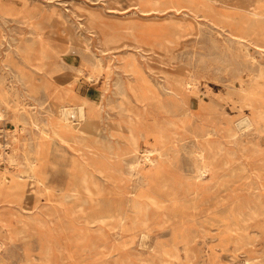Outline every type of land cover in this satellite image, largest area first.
<instances>
[{"label": "rangeland", "instance_id": "374dc122", "mask_svg": "<svg viewBox=\"0 0 264 264\" xmlns=\"http://www.w3.org/2000/svg\"><path fill=\"white\" fill-rule=\"evenodd\" d=\"M0 264H264V0H0Z\"/></svg>", "mask_w": 264, "mask_h": 264}, {"label": "bare ground", "instance_id": "6f19581e", "mask_svg": "<svg viewBox=\"0 0 264 264\" xmlns=\"http://www.w3.org/2000/svg\"><path fill=\"white\" fill-rule=\"evenodd\" d=\"M221 28V27H220ZM136 39V38H135ZM138 40V39H137ZM45 57V55H44ZM47 74V73H46ZM90 77V76H89ZM142 78V77H141ZM182 81V80H181ZM172 85V84H171ZM176 85V84H175ZM185 85V84H184ZM228 86V85H227ZM255 95V94H254ZM256 96V95H255ZM30 97V96H29ZM251 98V97H250ZM249 99V98H248ZM89 101V100H88ZM83 102V101H82ZM255 102V100H254ZM258 103V102H257ZM77 104V103H76ZM89 104V103H88ZM253 104V103H252ZM87 106H85V103H80V104H77V105H66V104H63L60 106V110H59V116L61 117V119L64 121L65 120V123L66 125H69L71 127H75V125L71 124L74 119H79V120H82V119H87V109H86ZM59 109V108H58ZM78 120V121H79ZM83 122V121H82ZM150 124V123H149ZM136 125V124H135ZM89 126V125H88ZM251 126V125H250ZM141 127V126H140ZM148 129V128H147ZM93 131V130H92ZM152 131V130H151ZM132 134V133H131ZM144 134V133H143ZM97 138V137H96ZM214 145V144H213ZM53 147V146H52ZM210 148V147H209ZM146 149V148H145ZM147 150V149H146ZM206 150V148H205ZM148 151V150H147ZM149 152V151H148ZM147 152V153H148ZM151 152V151H150ZM205 152V151H204ZM207 154V153H206ZM153 155V154H152ZM205 155V154H203ZM210 155V154H209ZM215 156V155H214ZM150 159V158H148ZM147 160V158H146ZM204 160V159H203ZM151 161V160H150ZM156 161V160H155ZM149 162V161H148ZM209 162V161H208ZM217 162V160H216ZM227 162V161H226ZM205 164V163H204ZM216 164V163H215ZM223 165V164H222ZM214 166V165H213ZM186 168V167H185ZM205 168V167H204ZM203 169V168H202ZM226 169V168H225ZM32 170H33V177H34V180L36 181H41L42 179V176L40 174V172L36 169V165H35V162L32 164ZM204 170V169H203ZM201 172V171H200ZM203 174V173H202ZM201 174V175H202ZM84 179V177H82ZM85 180V179H84ZM82 181V180H81ZM85 182V181H83ZM86 183V182H85ZM89 184H90V181H89ZM83 186V185H82ZM91 187V186H90ZM84 189V188H83ZM88 188H86L87 190ZM92 191V190H91ZM89 192V191H87ZM90 194V193H89ZM156 198V197H155ZM145 207V206H144ZM143 211H146V210H143ZM138 215V214H137ZM146 215V214H145ZM101 216V215H100ZM33 219V218H32ZM24 221V220H23ZM146 223V222H145ZM33 225V222L31 223ZM97 225V224H96ZM30 227V226H29ZM95 228V227H94ZM99 230V228H98ZM168 230V229H167ZM17 232V231H16ZM48 242V241H47Z\"/></svg>", "mask_w": 264, "mask_h": 264}]
</instances>
